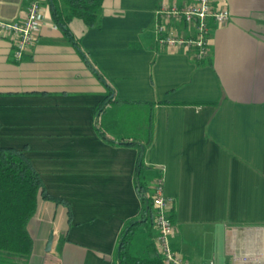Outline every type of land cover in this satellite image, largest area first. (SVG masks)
<instances>
[{
	"label": "crops",
	"instance_id": "obj_1",
	"mask_svg": "<svg viewBox=\"0 0 264 264\" xmlns=\"http://www.w3.org/2000/svg\"><path fill=\"white\" fill-rule=\"evenodd\" d=\"M32 1L42 11L36 42L14 60L0 38V145L22 149L61 201L38 199L26 264H117L123 224L140 201L135 146L95 130L97 108L110 95L155 103L144 179L152 190L163 176L173 248L194 263L233 264V228L264 225V0L216 2L230 18L210 26L211 62L201 66L154 34L158 8L196 0H102L99 26L73 17L67 30L54 28V8L67 15L63 0H0V20L19 18ZM167 26L179 38L194 33L180 20ZM109 133L118 139L124 131ZM153 237L152 225H139L129 251L144 255Z\"/></svg>",
	"mask_w": 264,
	"mask_h": 264
},
{
	"label": "trees",
	"instance_id": "obj_2",
	"mask_svg": "<svg viewBox=\"0 0 264 264\" xmlns=\"http://www.w3.org/2000/svg\"><path fill=\"white\" fill-rule=\"evenodd\" d=\"M63 2L67 7L65 17L54 8L56 22L61 28L67 30L66 24L73 17L81 19L88 28L99 26L98 10L102 0ZM69 38L97 76L106 81L102 71L87 57L80 40H75L70 35ZM188 53L197 66L211 62L208 52L199 56L196 47H190ZM108 85L114 89L109 82ZM154 105V102L146 100L121 99L110 95L96 111L95 130L101 138L110 143L132 145L137 150L133 180L140 208L135 216L128 218L123 224L114 254L117 264H166L153 242L146 245L144 255L129 251L136 228L141 224L147 227L152 225L153 206L151 189L144 179V156L153 138ZM110 108L114 110L111 112ZM115 127H121L124 131L118 139L109 133ZM40 197L61 201L60 197L45 190L39 173L22 149L0 145V264H26L33 243L27 222ZM171 217L173 218L172 210Z\"/></svg>",
	"mask_w": 264,
	"mask_h": 264
},
{
	"label": "built area",
	"instance_id": "obj_3",
	"mask_svg": "<svg viewBox=\"0 0 264 264\" xmlns=\"http://www.w3.org/2000/svg\"><path fill=\"white\" fill-rule=\"evenodd\" d=\"M217 1L196 0L192 4L164 5L158 8L157 21L154 25V34L158 43L169 48L183 47L187 50L190 47H196L199 56L207 53L210 26L225 24L230 18L229 10L224 6H217ZM41 16L40 4L32 1L19 18L9 21L0 20V38L9 42L14 60L20 59L36 42L42 25ZM172 20L182 21L188 29L194 31V37H176L167 28ZM54 28H59V25L55 24ZM150 193L153 206V244L163 262L166 264H215L210 259L194 263L171 245L170 238L174 232V222L162 175L156 177ZM233 229L239 231L236 245L233 243L229 249L233 264H264V225H244ZM233 235L236 237L235 232Z\"/></svg>",
	"mask_w": 264,
	"mask_h": 264
},
{
	"label": "water",
	"instance_id": "obj_4",
	"mask_svg": "<svg viewBox=\"0 0 264 264\" xmlns=\"http://www.w3.org/2000/svg\"><path fill=\"white\" fill-rule=\"evenodd\" d=\"M51 240H52V237L50 235L49 239H48V242H47V245L49 246L51 244Z\"/></svg>",
	"mask_w": 264,
	"mask_h": 264
},
{
	"label": "rangeland",
	"instance_id": "obj_5",
	"mask_svg": "<svg viewBox=\"0 0 264 264\" xmlns=\"http://www.w3.org/2000/svg\"><path fill=\"white\" fill-rule=\"evenodd\" d=\"M172 21H173V20H172ZM192 36L194 37V33L192 34ZM109 110L112 112L114 109H113V108H110ZM141 228H143V227L141 226V227L138 228L139 231H140Z\"/></svg>",
	"mask_w": 264,
	"mask_h": 264
}]
</instances>
